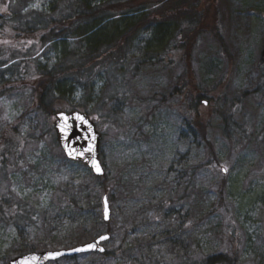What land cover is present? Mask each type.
Listing matches in <instances>:
<instances>
[{
	"label": "rangeland",
	"instance_id": "obj_1",
	"mask_svg": "<svg viewBox=\"0 0 264 264\" xmlns=\"http://www.w3.org/2000/svg\"><path fill=\"white\" fill-rule=\"evenodd\" d=\"M64 3L0 0V15L35 11L56 17ZM215 9L229 56L211 35L204 34L193 41L191 64L198 87L214 101L219 95L227 102L245 95L236 118L243 125L242 134L238 131L242 139L239 134L232 135V141L224 136L223 103L200 107L208 123L206 140L220 164L197 170L208 154L206 146L187 133L184 115L190 114L189 99L182 106L179 99L169 97L185 78L180 63L166 67L151 60L136 70L135 60L141 58L154 29L141 31L125 62L129 71L122 84L127 99L120 93L103 98L96 91L89 99L76 93L69 102L58 103L83 106L102 134L99 151L103 186L111 198L110 239L104 255H80L49 264H202L221 253L236 258V264H264V92L253 93L264 73L260 61L264 0H216ZM171 24L166 31L172 35L171 43L183 41L189 26ZM63 44H39L36 60L52 67L66 51ZM167 47L160 53L172 60L174 52H166ZM17 74L16 67L1 66L0 86L24 80ZM30 89L20 86L0 96L1 142L12 136L18 140L16 154L4 160V166L0 163V198L7 199L10 212L19 204L30 217H39L38 227L32 226L30 217L18 224L0 219V264L17 257L21 248H33L34 253L73 248L69 236L77 226L71 225L75 223L71 199L86 207L103 196L101 184L87 167L65 159L54 131L47 129L51 122L36 112ZM90 233L80 244L99 235Z\"/></svg>",
	"mask_w": 264,
	"mask_h": 264
},
{
	"label": "trees",
	"instance_id": "obj_2",
	"mask_svg": "<svg viewBox=\"0 0 264 264\" xmlns=\"http://www.w3.org/2000/svg\"><path fill=\"white\" fill-rule=\"evenodd\" d=\"M61 1L65 3L62 8H59L56 17L35 11H30L28 14L14 12L0 15V67L3 65L16 67L20 73V75L17 74V78L24 79L0 86V96L20 89V86L31 88L30 91L34 95L36 104L35 110L46 120L49 119L51 123H48L47 129L51 132L55 112L83 111V106L77 109L58 104L59 102H69L76 93L84 95L86 99H89V96L96 91L98 96L102 95L103 98L107 97L108 99L114 98L120 93L123 99H127L129 96L124 94L125 88L122 84V77L129 71V66H125V62L128 61L127 55L138 34L152 27L154 30L143 45L141 58L135 60L136 70L140 69V63L151 60L165 64L166 67H174L176 62L180 63L185 78H182L179 86L170 90L169 97L179 99L182 106L184 105L183 101L189 99L188 104L190 105L187 109L190 112L189 118L186 113L184 115L187 133L204 144L208 154L206 159L197 165V170L215 169V166L220 163L211 144L206 140L208 123L202 119L198 109L203 106V101H206L207 105H212V102L223 103L227 109L222 114V132L226 138L232 141V135L239 134L238 131L242 134L243 125L237 122L236 118L239 116L237 107L245 96L241 94L238 98L227 102L223 95H219L214 101V98L207 96L198 87L194 75L192 53L190 52L194 48L193 41H197L202 35H211L219 44L222 52L229 56V49L219 33L217 25L219 12L215 9L216 0ZM171 23H174L173 25L182 23L189 26V33L185 35L183 41L174 39L175 43H171V33L166 34ZM58 42L64 43L66 48V51L58 56L59 62L50 68L40 65L36 60L38 53L35 52L39 44L48 43L55 46ZM165 45H168L166 52L169 50L174 52L172 60L165 59V55L160 53ZM176 53L179 54V59H176ZM261 79L262 82L253 92L254 94L264 92V73ZM147 101L149 100L142 102L146 103ZM159 105L164 104L159 103ZM9 126L15 125L10 124ZM240 134L239 137L242 139ZM1 140L0 137V142ZM17 142L15 136L9 138L7 143L1 142L0 163L3 166L4 160L16 154ZM104 177H95V180H97V184H101L98 187L110 201L108 190L106 186H103ZM222 194L221 188L218 192L219 199L222 198ZM4 200L7 201L2 196L0 198V219L5 223L18 224L30 217L29 213L22 210L19 204L16 205L19 207L18 210H15L14 213L10 212L8 204H5ZM101 200L102 196L97 197L92 204L89 203L83 207L81 202L71 199L70 206L74 211L73 222H75H71V225L77 227L70 232V246L80 244L84 235H91L90 232L93 234L97 231L99 235L108 232V223H104L100 219ZM170 201L172 202V200ZM38 218L36 216L34 218L33 215L28 221L37 228L38 224L35 219ZM32 250L33 248H21L15 254L22 255L32 252ZM202 264H236V258H230L221 253L208 257Z\"/></svg>",
	"mask_w": 264,
	"mask_h": 264
},
{
	"label": "water",
	"instance_id": "obj_3",
	"mask_svg": "<svg viewBox=\"0 0 264 264\" xmlns=\"http://www.w3.org/2000/svg\"><path fill=\"white\" fill-rule=\"evenodd\" d=\"M260 60L264 64V47L261 51ZM205 104L206 102H204ZM52 126L56 134L57 144L68 160L85 165L95 177L102 178L105 175L99 153L101 134L97 131L88 114L79 110L58 111L54 114ZM222 173H225L224 168H222ZM101 204L102 221L108 223L110 221V208L105 195L102 197ZM109 239V234H102L92 241L71 249L30 252L9 260L7 264H48L79 255H102L105 253L103 244ZM57 253L60 255H56Z\"/></svg>",
	"mask_w": 264,
	"mask_h": 264
},
{
	"label": "snow or ice",
	"instance_id": "obj_4",
	"mask_svg": "<svg viewBox=\"0 0 264 264\" xmlns=\"http://www.w3.org/2000/svg\"><path fill=\"white\" fill-rule=\"evenodd\" d=\"M89 247H92V246H89ZM56 255H60L59 253H57ZM54 258V257H53Z\"/></svg>",
	"mask_w": 264,
	"mask_h": 264
}]
</instances>
